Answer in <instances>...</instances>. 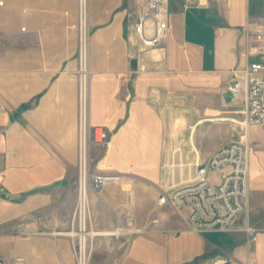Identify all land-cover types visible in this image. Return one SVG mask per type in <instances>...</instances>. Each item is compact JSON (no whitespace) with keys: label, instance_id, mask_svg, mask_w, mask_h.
Returning <instances> with one entry per match:
<instances>
[{"label":"crops","instance_id":"crops-1","mask_svg":"<svg viewBox=\"0 0 264 264\" xmlns=\"http://www.w3.org/2000/svg\"><path fill=\"white\" fill-rule=\"evenodd\" d=\"M145 2L90 0V123L109 131L92 161L96 172L120 176L90 196L93 264H264V126L231 135L227 123H242L244 102L226 88L264 64L254 53L264 50V36L256 39L264 0H170L164 47L137 57L130 24ZM77 17L78 0H0L7 264H76L65 232L77 200ZM217 126L229 134L217 138ZM241 138L250 145L249 198L232 231H194L188 209L159 204L161 192L192 181L198 164ZM114 230L123 233H106Z\"/></svg>","mask_w":264,"mask_h":264},{"label":"built area","instance_id":"built-area-1","mask_svg":"<svg viewBox=\"0 0 264 264\" xmlns=\"http://www.w3.org/2000/svg\"><path fill=\"white\" fill-rule=\"evenodd\" d=\"M170 0H146L130 24L137 57L164 47L169 35ZM132 18V14H129ZM257 24V23H255ZM74 28L78 34V174L77 200L70 229L65 232L73 240L76 264H90L99 232L93 228L90 196L101 187L116 182L120 176L95 171L92 147L105 145L109 131L90 123V0H78V17ZM262 28L256 36L261 41ZM255 54L264 53L255 49ZM264 64L251 63L226 88L233 97H242L244 120L241 124L264 126ZM249 150L242 139L223 144L210 158L196 167L192 181L172 186L159 194L158 202L176 210L188 209L187 222L192 230L232 231L247 208L249 198ZM218 174V179L214 175ZM128 232L134 229V216L127 219ZM252 240L256 231L247 228ZM123 233V231L121 232ZM0 264H7L0 257ZM250 264H255L251 262Z\"/></svg>","mask_w":264,"mask_h":264},{"label":"rangeland","instance_id":"rangeland-1","mask_svg":"<svg viewBox=\"0 0 264 264\" xmlns=\"http://www.w3.org/2000/svg\"><path fill=\"white\" fill-rule=\"evenodd\" d=\"M244 120V119H243ZM243 122V121H242ZM228 125H229V127H231V132H230V134L231 135H234V133H235V131L236 130H239L240 132H242V134L241 135H244L245 134V131H246V128L244 127V125L243 124H237V123H235V122H233V121H229L228 123H227ZM217 131H216V133H215V135H216V137L217 138H219L220 136H225V135H227V134H229V133H227V132H224V131H222L221 129L219 130V126H217L216 128H215ZM210 139V138H209ZM242 139V138H241ZM240 140V139H239ZM188 182V181H187ZM183 183H185V181L184 182H182L181 184H183ZM176 186V185H175ZM110 232H117V233H119V234H121V230L120 231H118V230H114V231H110ZM93 260H94V253H93V255H92V259H91V263L90 264H93Z\"/></svg>","mask_w":264,"mask_h":264},{"label":"water","instance_id":"water-1","mask_svg":"<svg viewBox=\"0 0 264 264\" xmlns=\"http://www.w3.org/2000/svg\"><path fill=\"white\" fill-rule=\"evenodd\" d=\"M137 62H138L137 59H133L132 62H131L132 66L134 68H137Z\"/></svg>","mask_w":264,"mask_h":264},{"label":"bare ground","instance_id":"bare-ground-1","mask_svg":"<svg viewBox=\"0 0 264 264\" xmlns=\"http://www.w3.org/2000/svg\"><path fill=\"white\" fill-rule=\"evenodd\" d=\"M107 234H109V235H118L119 233H117V232H106ZM104 235H106V234H104Z\"/></svg>","mask_w":264,"mask_h":264}]
</instances>
